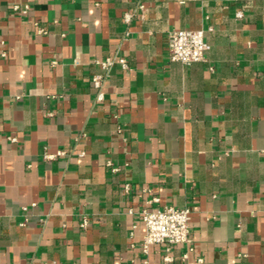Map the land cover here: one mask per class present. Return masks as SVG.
Instances as JSON below:
<instances>
[{"label": "crops", "instance_id": "1", "mask_svg": "<svg viewBox=\"0 0 264 264\" xmlns=\"http://www.w3.org/2000/svg\"><path fill=\"white\" fill-rule=\"evenodd\" d=\"M184 29L205 63L171 62ZM111 56L129 69L99 99ZM165 206L192 209V244L146 254L141 212ZM167 254L264 264V0H0V264Z\"/></svg>", "mask_w": 264, "mask_h": 264}, {"label": "built area", "instance_id": "2", "mask_svg": "<svg viewBox=\"0 0 264 264\" xmlns=\"http://www.w3.org/2000/svg\"><path fill=\"white\" fill-rule=\"evenodd\" d=\"M141 8L143 7L141 6ZM15 9L21 13H26L29 6H26L25 9L16 6ZM137 16L136 12H129L125 14L124 21L129 24ZM238 16H241V13H238ZM209 50L210 45L206 41V30L184 29L169 32L168 52L171 62H177L184 66L205 63ZM100 64L105 74L94 76L92 82L98 91V98L103 99L104 81L113 66L118 64L123 69H129V66L126 58L120 56L108 57ZM119 132H121V129H119ZM11 141H15V138H12ZM57 155H64V152L60 151ZM52 157L54 156H47L48 159ZM125 190L129 191L130 186L126 185ZM192 214L193 211L189 207L165 206L162 209L143 210L141 212V219L145 227L141 244L143 252L147 254L149 247L155 244L168 246L192 244L190 225ZM87 224L88 222L84 220L81 227L86 229ZM172 262L173 258L169 254L164 256L163 264H171Z\"/></svg>", "mask_w": 264, "mask_h": 264}]
</instances>
